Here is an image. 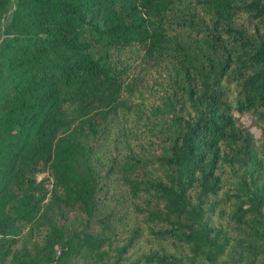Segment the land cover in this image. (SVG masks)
Returning <instances> with one entry per match:
<instances>
[{
	"label": "trees",
	"instance_id": "obj_1",
	"mask_svg": "<svg viewBox=\"0 0 264 264\" xmlns=\"http://www.w3.org/2000/svg\"><path fill=\"white\" fill-rule=\"evenodd\" d=\"M0 264H264V0H0Z\"/></svg>",
	"mask_w": 264,
	"mask_h": 264
},
{
	"label": "rangeland",
	"instance_id": "obj_2",
	"mask_svg": "<svg viewBox=\"0 0 264 264\" xmlns=\"http://www.w3.org/2000/svg\"><path fill=\"white\" fill-rule=\"evenodd\" d=\"M12 5H13V2H11L9 11L4 15V17L2 19V21H3L2 23L3 24H6V22L8 21V18H9V15H10V10H11Z\"/></svg>",
	"mask_w": 264,
	"mask_h": 264
}]
</instances>
